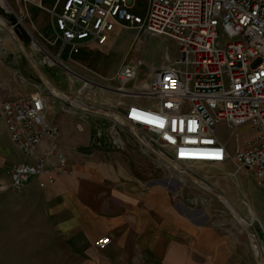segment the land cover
Returning a JSON list of instances; mask_svg holds the SVG:
<instances>
[{"label":"built area","instance_id":"1","mask_svg":"<svg viewBox=\"0 0 264 264\" xmlns=\"http://www.w3.org/2000/svg\"><path fill=\"white\" fill-rule=\"evenodd\" d=\"M135 1L53 0L48 7L43 0H15L48 14L46 35L59 45L53 56L59 64L61 57L78 56L83 46H102L125 28L172 40L178 56L167 57L136 89L127 86L137 82L143 62L117 70L114 91L143 96L145 103L125 105L115 121L148 135L136 141L142 150L159 155L158 168L177 183L176 193L187 177L173 166L229 164L232 170L224 174L228 181L244 173L264 188V0H147L143 16L135 14ZM56 101L37 92L0 102L11 145L28 159L8 170L7 189L13 196L32 181L42 178L38 185L44 188L72 174L58 145L55 122L67 109ZM220 125L230 134L240 130L254 135L231 151L217 135ZM111 133L117 134L115 125ZM107 142L123 149L116 138ZM197 179L198 187L211 196L205 178ZM109 243L100 239L94 247L103 250Z\"/></svg>","mask_w":264,"mask_h":264},{"label":"crops","instance_id":"2","mask_svg":"<svg viewBox=\"0 0 264 264\" xmlns=\"http://www.w3.org/2000/svg\"><path fill=\"white\" fill-rule=\"evenodd\" d=\"M26 9L35 32L46 34L48 14L33 5ZM7 70L9 73L0 57V102L22 96L29 86L25 78H6ZM60 115L55 118L58 145L72 174L59 176L44 188L38 185L42 178L32 181L18 196L7 189L8 170L28 159L13 148L0 117V169L6 171L8 180L0 189V200L8 199L7 209L2 207L0 212L7 214L8 260L18 257L40 260L39 264H257L248 237L227 227L223 212H218V208L224 209L222 202L207 195L198 182L187 178L176 193L177 183L169 181L168 173L161 176L155 170L159 160L152 151L139 148L148 160L143 156L136 162L141 167L135 170L130 164L135 161L117 152L98 128L94 127L92 139L88 129ZM205 184L240 212L244 208L236 206L240 199L233 189L247 184L245 202L253 213L247 224L264 251V188L245 174L235 181L222 176L205 180ZM105 238L110 243L103 250L94 247L95 241Z\"/></svg>","mask_w":264,"mask_h":264},{"label":"rangeland","instance_id":"3","mask_svg":"<svg viewBox=\"0 0 264 264\" xmlns=\"http://www.w3.org/2000/svg\"><path fill=\"white\" fill-rule=\"evenodd\" d=\"M7 1L9 2L10 7L5 2H3L2 5L0 4V18L5 25H7V27H12L15 36L23 45L26 54L46 76L51 86L66 95L64 97L68 98V100L76 106H86L87 108H93L95 110L105 112L109 111L110 114L113 113L114 115L120 117L123 114L125 105L133 103L143 104L145 103V98H143V96L138 98L134 94H123L114 91L119 86L118 81L114 78L117 70L122 65L129 62L138 60L143 62L144 67L138 74L137 82L134 84L130 83L127 86L128 88L133 87L134 90L147 79V75L150 71L156 69L164 63L167 57L173 60L178 56L177 46L172 40L164 37L147 36L138 29L125 28L115 31L110 36L107 43L102 46H83L78 56L61 57V64L50 63L48 56H55L59 45L54 44L52 42V38L46 34L39 35L32 28L26 11V8H28L30 4L18 5L15 0ZM52 1L53 0H43V4L49 7L52 4ZM135 3V14L143 16L145 14L147 0H136ZM37 46L40 47V49H38ZM0 57L3 64L9 69V73L8 70L5 71L6 78L14 77L18 79L20 77L25 78L29 82V86L23 89V92L21 93L22 96L20 97H28L34 93L42 92L50 99H54V97L61 99L51 90L49 92L29 66L14 37L7 30L1 27ZM102 86L109 88L110 90L103 89L101 88ZM63 101L59 102L64 105L69 114L65 112L61 113V115L65 114L66 116L72 118L75 125H80L79 128L88 129L90 131L91 138L93 137L92 135L94 134L95 127L100 130L104 140L110 139L112 141V139L116 138L123 142V149L116 148V151L135 161V163H130L133 169L134 167L135 170L136 168L138 169L141 167L137 163L140 159L142 160L143 156L148 160V158L139 151V148L141 147L136 141L137 137L131 130H129L128 127L121 126L117 121H115L116 119L114 120L110 117H95L83 110H78L69 103ZM113 125H115L117 134L111 133V126ZM132 129L135 133L139 134L141 138H148V135L140 131H136L134 128ZM216 131L220 140L228 143L229 150L231 151L238 147L241 148L246 139L254 135L250 131L243 132L240 130L236 132V135L230 134L221 125L217 126ZM154 158L156 157L154 156ZM148 166L150 168V164H148ZM143 167V169H146L147 165L144 164ZM170 167L171 166H169V168ZM230 167L231 166L228 164L212 166L195 165L188 166L183 169L186 173L199 176L203 179L205 178L207 181H213V179L224 176L225 172L229 169L231 171L232 167ZM154 168L161 176L166 174V170L164 168L157 169L155 166ZM171 169L173 168L171 167ZM240 175H244V173L239 174V176ZM7 181L6 171H1L0 169V189L6 186ZM246 185L247 184H245V186H234L233 193L240 199L239 201L237 200L236 206L241 209L244 208L242 210L243 213L238 209L237 211L243 221L248 223L247 219L253 217V213L249 210L248 204L245 202L246 198L244 194L247 192ZM186 186H189L188 183ZM7 201L8 199L4 201L0 200V208L3 207V209L6 210ZM219 211L223 212L222 218L226 221V223H229L227 227H230V229L233 230H238L241 235H245L237 223L236 224L239 227L237 225H233L232 222L234 219L227 209L218 208V212ZM7 221L6 211L0 212V264H9V261L14 264H39L40 260L22 259L18 257L13 260H8L6 242L8 235ZM16 255H18V253Z\"/></svg>","mask_w":264,"mask_h":264},{"label":"water","instance_id":"4","mask_svg":"<svg viewBox=\"0 0 264 264\" xmlns=\"http://www.w3.org/2000/svg\"><path fill=\"white\" fill-rule=\"evenodd\" d=\"M5 30H7L15 39V41L17 42L18 44V47L19 49L21 50V52L23 53V55L25 56L29 66L32 68V70L35 72L36 76L39 78V80L45 85V87L49 90L50 92V89L51 88H54L51 86V84L49 83L48 79L46 78V76L41 72V70L38 68V66L29 58V56L26 54L25 52V49L23 47V45L21 44V42L19 41V39L15 36L13 30H12V27H7V25L1 27ZM85 80V79H83ZM103 89H107V90H110L109 88H105V87H101ZM55 91H57L59 94L63 95V96H66L64 95L63 93H61L59 90L55 89ZM55 99L59 100V101H63L59 98H56L54 97ZM65 102V101H63ZM67 103V102H66ZM77 108L78 110H83L91 115H95V116H99V117H109V111L105 112V111H99V110H95L93 108H79V107H75ZM117 118H119L118 116H115V119L117 120ZM114 119V120H115ZM125 126H127L126 124H128L127 122L123 121ZM129 125V124H128ZM131 126V125H130ZM152 151V150H151ZM157 157H159V155L152 151ZM164 162L168 165V166H173L169 161L167 160H164ZM184 176H186L188 179L190 178L191 180L196 181L197 178H195L193 175L189 174V173H183ZM209 194H211L212 196H214L216 199H218L219 201H225V202H228V200L226 198H224L221 194L217 193V192H212L211 190H208L207 191ZM223 204V203H222ZM228 206L231 210V215L232 217L235 218V220L237 221V223L240 225V227H242V231L245 233V235L248 237L249 239V242L251 244V247L252 248H255L256 249V260H257V264H264V251L261 250V248L259 247V244L257 242V239L255 238L254 234L251 232V230L249 229V226L246 222L243 221V219L241 218L239 212L235 209V207L230 203L228 202ZM244 223V224H243ZM245 225H247V227H245ZM254 250V249H253Z\"/></svg>","mask_w":264,"mask_h":264},{"label":"bare ground","instance_id":"5","mask_svg":"<svg viewBox=\"0 0 264 264\" xmlns=\"http://www.w3.org/2000/svg\"><path fill=\"white\" fill-rule=\"evenodd\" d=\"M3 26H5V23L2 21V19L0 18V27H3ZM38 45V44H37ZM38 47V46H37ZM38 49H40V47H38ZM37 49V50H38ZM48 58L50 59H48L49 60V62L50 63H58L59 64V62H57L54 58H53V56L51 55V56H48ZM49 63V64H50ZM55 95H57L58 97H60L62 100H64L65 102H67V103H69L70 105H72L73 107H79V108H87L86 106H84V107H80V106H76V105H73L72 103H71V101L70 100H68V98H65L63 95H61V94H59V93H57V91H55L54 90V88H51L50 89ZM115 116H117V115H114L113 113H109V117L110 118H113V119H115ZM125 125V124H124ZM127 126L126 127H128L129 128V130H131L135 135H136V137L137 138H139V139H143V138H141V136L139 135V134H137V133H135L134 131H133V127L132 126H130V125H128V124H126ZM144 135V134H143ZM147 137V136H146ZM173 168H175L178 172H180V174H182L183 175V173H185L186 171L183 169V168H178V167H174L173 166ZM196 181L197 182H199V180L198 179H196ZM229 202V201H228ZM228 202H225V201H222V203H223V206H224V208L225 209H227V211L230 213V214H232L231 213V210H230V208H229V204H228ZM233 219H234V221H235V223H237V221L235 220V218L233 217ZM238 224V223H237ZM244 224V223H243ZM239 225V224H238ZM240 226V225H239ZM245 227H247V225H245ZM241 228V230H242V227H240ZM254 249V251H255V253H256V249L255 248H253Z\"/></svg>","mask_w":264,"mask_h":264},{"label":"snow or ice","instance_id":"6","mask_svg":"<svg viewBox=\"0 0 264 264\" xmlns=\"http://www.w3.org/2000/svg\"><path fill=\"white\" fill-rule=\"evenodd\" d=\"M163 125L161 124V127H162Z\"/></svg>","mask_w":264,"mask_h":264}]
</instances>
